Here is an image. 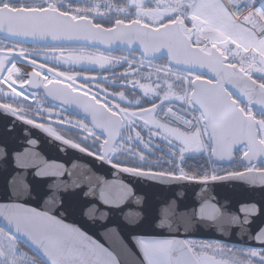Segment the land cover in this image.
<instances>
[{"label": "snow or ice", "instance_id": "obj_1", "mask_svg": "<svg viewBox=\"0 0 264 264\" xmlns=\"http://www.w3.org/2000/svg\"><path fill=\"white\" fill-rule=\"evenodd\" d=\"M132 3L137 8L136 19L127 24L124 20L117 19L113 27L104 28L101 24L93 22L91 14L95 11L94 8L62 10L63 5L59 0H39V2L33 3H29L28 0H0V30L12 37L44 38L51 36L53 40L83 38L106 43L118 40L121 43L129 44L133 40H139L143 45L144 54L159 51L160 47H168L170 58L186 65L209 67L216 73L217 82L215 84L211 81L205 82L199 75L194 78L191 76L177 77V81H184L183 94H175L172 91L173 85L168 84V91L162 97H158L161 100L160 107L164 101L174 95L177 101L191 106L190 109H187L188 111L193 113L199 111V116L193 115L191 120H182L187 127L186 131L170 128L166 123L153 120L152 123L155 127L179 140L184 145L180 148L181 153L190 147L204 148L203 136H210L213 154H217V152L221 155L230 154L231 145L239 140L247 141L248 151L244 152L246 158H251L258 152H264V79L259 83L253 79L250 74L252 66L245 67L243 57L239 61V67L236 64L225 65L224 62L227 59L226 45L230 42L237 49L234 55L239 56L241 51L250 55L258 53L261 57L260 63L264 64V26H261L258 31L256 30V18L258 17L259 21H264V5L256 8L255 0H245L243 5L240 0H167L164 4H158L157 10H145L137 0H132ZM161 8L163 11L159 10ZM232 9H235V12ZM242 9L248 10V14L242 15ZM119 11L123 12L124 9H119ZM189 17L191 27L186 26V20ZM245 25H251V28ZM194 33L197 37L195 43L191 39ZM202 33H208V35H204L203 40L200 38ZM205 41L210 44V47L207 45L201 47ZM0 51L5 50L0 49ZM11 52L12 48L6 49L7 54H11ZM19 56L27 59V50H20ZM51 56L55 57L57 61L63 59L64 63L78 64L88 61L99 64L102 68L113 62L109 57L92 56L83 52L70 53L65 59L64 50L60 49L59 55H57L55 48L52 50ZM10 62L7 55L0 57V85H7L15 97L27 99V94L24 91L25 84H35L41 73L34 70L29 74V80L19 83L20 90L18 91L14 85L19 80V76H17L19 70L14 63L12 67L6 69L7 76H4L6 64ZM127 62L131 67V61ZM30 63L34 68L36 67L35 59ZM39 67L43 68L44 65ZM256 70L264 72V67ZM48 72L53 76L64 77L68 81L66 85H63V81L56 80L54 82L45 76L44 79L48 83L44 86L49 90V95H53L49 85L55 83L56 86L63 85L65 91L75 94L70 101H66L68 103L80 104V99L89 96L87 91L83 92L82 97L80 96V89L75 86L77 77L64 72L56 73L54 69H48ZM124 75L126 76L127 73ZM14 76L16 79H13ZM233 79L242 82L237 87L247 97L246 107H241L239 101L233 98V93L222 83L224 80L231 82ZM139 87L144 90L145 95L153 92V88L149 85L140 84ZM120 96L123 98V93H120ZM253 102L261 106L259 113L261 119H256L253 114ZM80 106L84 108L85 112L92 114L95 127L102 129V134L107 133V138L100 146V151L103 154L99 156V159L106 160L119 171L132 173L136 176L151 175L154 179H159L172 175L171 172H145L139 167H122L123 161L113 162L109 155L110 152H115L112 142L116 141L118 137L123 139L122 129L127 127L129 131L132 130L134 121L129 118L137 115L141 118L151 116L156 113L157 104L153 103L151 108L141 109L139 113H129L127 109L119 108V105H115L118 111H113L106 101L102 103L93 93L89 102ZM0 107L19 116L21 120H24L29 114L14 108L9 103L2 104ZM169 114H173L171 108L165 113V117ZM98 115L100 119H97ZM177 119L181 118L177 117ZM26 122L33 124L34 119H28ZM144 123L147 125L149 121L145 120ZM36 127L50 132L57 139H62L56 135L53 129L45 127L44 124H37ZM81 127L84 126L81 125ZM193 128L195 131H192ZM86 130L90 135H96L93 130ZM159 134V132L153 133L150 129V135ZM135 138L140 139L139 131L136 132ZM132 139L133 137L129 136L126 142H131ZM165 139H168V136H165ZM63 142L72 144L74 148H80L79 144H73L70 140ZM30 143L35 142L30 141ZM80 151L83 152L86 149L80 148ZM125 151L134 155L131 149H125ZM143 158L141 154L140 159L143 160ZM252 172L253 169H247V173H230L229 176L235 179H246L251 176ZM259 174L264 176V170H259ZM180 178L190 179L183 172H181ZM204 179L207 180L208 177L205 176ZM211 179L216 180L218 177L212 176ZM123 192L127 194V189H123ZM22 194L23 189L17 187L15 189L16 197L19 198ZM101 195H104L103 190ZM245 214H247V210H245ZM0 215L8 221L9 225L15 227L17 233L22 232L27 235L38 251H42L43 256L46 257V259L34 258L28 264H119L117 258L104 245L87 236L78 228L63 224L62 221L47 212L28 209L21 204H11L0 205ZM243 223H247V221H241V224ZM0 236L3 237L0 239V264H24L18 259L20 252L16 246L17 236L11 231L6 233L2 227H0ZM256 239L264 241V229L260 231ZM136 242L143 254V259L138 258V264H227L226 261H216L212 257L198 255L193 251V242L187 240L138 238ZM251 256H257V252L251 250ZM233 264H243V262L235 261ZM260 264H264V256L261 257Z\"/></svg>", "mask_w": 264, "mask_h": 264}, {"label": "water", "instance_id": "obj_2", "mask_svg": "<svg viewBox=\"0 0 264 264\" xmlns=\"http://www.w3.org/2000/svg\"><path fill=\"white\" fill-rule=\"evenodd\" d=\"M93 22L96 23L94 19ZM101 25L111 28L115 22ZM0 38L38 46H82L107 52H137L146 60L164 59L171 67L206 75L212 79L213 84L217 82L216 73L209 67L186 65L170 58L168 47H160L159 51L144 54L139 40H133L129 44L118 40L106 43L83 38L53 40L51 36L12 37L3 30H0ZM191 39L195 43L194 34ZM205 45L210 47L206 41L201 47ZM224 62L228 65L232 61L227 57ZM233 64L239 67L238 63ZM222 83L247 104V97L237 87L241 81L233 79ZM49 89L53 95H49L44 84L39 92L43 91L48 100L64 106L71 113L85 117L96 131L103 132L95 127L92 114L85 112L80 106L87 104L88 99H80V104L68 103L66 101H70L75 94L65 91L63 85L56 86L54 83L49 85ZM2 104L5 103L0 102ZM252 107L261 111V106L255 102ZM28 119L33 118L26 116L21 120L19 116L0 107V205L21 204L28 209L47 212L63 224L78 228L104 245L119 264H138V258L143 259L136 242L138 238L213 241L230 247L264 250V241L256 239L264 229V176L259 174V170L264 168L258 167L264 160V152L246 158L244 151L239 158L244 168L214 175L218 177L216 180H212V176H206L207 180L204 177L182 179L181 175L173 173L171 176L154 179L151 175L136 176L119 171L106 160L99 159L103 154L101 151L93 153L80 146L86 149L82 152L80 148L72 147V144H65L64 140L77 143L53 126L36 120L33 124H28ZM97 119H100L99 115ZM37 124L53 129L62 139L36 127ZM210 131L209 129V133ZM103 135L107 138V133ZM207 138L212 145L210 136ZM116 141L112 142L113 148ZM244 144L248 151L246 140L233 143L230 154H213L211 150L213 162L220 166L232 164L235 152ZM111 154L112 152L109 153L110 157ZM247 169H253L249 178L235 179L229 176L230 173H247ZM142 171L168 173L151 169ZM17 187L23 189L19 198L15 195ZM123 189H127V194H124ZM241 221L247 223L241 224ZM0 227L15 234L17 240L39 259H46L27 235L17 233L15 227L9 225L2 215ZM193 251L216 261L233 264L218 249L203 250L193 245Z\"/></svg>", "mask_w": 264, "mask_h": 264}, {"label": "flooded vegetation", "instance_id": "obj_3", "mask_svg": "<svg viewBox=\"0 0 264 264\" xmlns=\"http://www.w3.org/2000/svg\"><path fill=\"white\" fill-rule=\"evenodd\" d=\"M137 2L140 3L145 10H157V5L164 4L167 2V0H137ZM108 4L111 8V12H109L107 15L103 14L102 16H99L106 22L112 24L117 19L124 21L136 19V7L132 3V0H108ZM119 9H124V11L121 12ZM159 10L163 11L162 8ZM91 17L95 19L98 16L91 14ZM189 19L190 18L186 20V25L191 26V19ZM200 37L203 38L201 35ZM9 47L12 48L11 54L6 53V49ZM54 48L57 49V55H59V50L63 49L65 59L70 53L79 54L80 52H83L92 56L109 57L113 60V62L104 65L103 68L100 67L99 64L90 63L88 61H82L78 64L71 62L64 63L63 59L57 61L55 57L51 56L52 50ZM0 49L5 50L0 51V57L7 55V59L9 61L18 60L20 62V65L16 67L19 70L17 73L19 80L17 81V84L14 85L17 87L18 91L20 90L19 83L21 81L29 80V74H31L34 70L41 73L35 84H25L24 91L27 94V100H30L29 102L22 101L11 94V90L7 85H0V102L12 104L18 109L29 113L27 117L53 126L56 130L62 132L67 138L73 140L91 152L99 153L100 146L104 143L106 136L96 131L94 126L85 117L77 116L71 113L64 106L48 100L45 97V93L43 91L39 92L40 87L43 84L45 85L48 83V81L44 79L45 76L48 77V80H53L54 82L56 80L63 81V85L68 83L64 77L53 76L48 72V69H54L56 73L64 72L77 77L75 80V86L80 89L81 97L83 92L87 91L89 96L84 98L89 100L91 95L95 93L97 98L102 103L106 101L107 104L113 108V111H118L115 105H119V108L127 109L129 113H139L141 109L151 108L153 103L158 105L156 113L152 114L151 116H145L141 118L139 115H137L136 117L129 118L130 120L134 121L132 130L129 131L127 127L122 129L123 139L119 138L116 141L114 146L115 152H112L111 154L113 162L120 160L124 162L122 165L130 167H139L141 169H157L152 163L158 162V159H165L156 158L157 155L168 154L174 157L179 156L180 158H187L193 157L195 156V153L199 154V152L202 151V148L196 149L195 147H190L181 153L180 148L184 147V145L175 138L170 139L168 137V139H165L166 135L164 132L161 129H157L152 121L155 120L159 121L160 123H166L167 125H174L165 119V109L168 106L178 107L182 105V102L177 101L173 95L169 98V100L164 101L162 107H160L161 100L158 97H162L165 92L168 91V84L173 85L172 91L175 94H183L184 81H177V77L191 76L194 78L195 76L199 75L203 78V80L211 81L213 83L210 77L206 75H200L195 72L176 69L169 66L164 59L146 60L137 52L127 53L120 50L107 52L97 48H88L82 46H38L33 44L11 42L1 38ZM20 50H27V59L19 56ZM33 59L36 60L35 68L30 63V61ZM127 61H131V67ZM233 63H238L239 65V62L232 61L231 64ZM254 63L256 67L254 68L252 66V71L250 74L252 75L253 79L259 83L262 79H264V72L257 71L256 69L259 67L257 66L256 62ZM9 64L10 63H7L5 67V77L7 76L6 69L8 68ZM40 65H44V67L40 68ZM247 66H249L248 61H245V67ZM125 73H127L126 76L124 75ZM13 79H16V76H14ZM140 84L151 86L153 88V92L145 95L144 90L139 87ZM188 90L191 91V89ZM38 92L39 95L35 100L32 101ZM120 93H123V98H121ZM233 98L239 101L241 107L247 106V104L234 93ZM252 110L256 119L262 118L259 114L260 111L253 107ZM145 120L149 121L147 125L144 123ZM81 125L84 127H81ZM86 129L93 130L96 135H90L89 131ZM150 129L153 133L159 132L160 134L150 135ZM179 130L186 131L182 127ZM137 131L140 132L139 140L135 138ZM129 136L133 137V139L131 142H126ZM203 141H209L207 136L202 137V143ZM243 146H245V144ZM242 147L235 152L234 162L223 167L222 173L244 168V166L239 162V158L241 154L247 149L246 147ZM125 149H131L134 155H130L128 151H125ZM141 154L144 157L143 160L140 159ZM258 167L264 168V160L258 165ZM5 232L7 233L6 230ZM2 238L3 237L0 236V239ZM202 242L209 245L207 241ZM21 244L22 243L20 241L16 240V246L19 251L27 254V252L22 248ZM225 249H227V251L230 249L229 257L232 258L234 262L242 261L243 264H260L261 253L256 257L251 258L248 254L243 253L238 249L234 250L233 247L229 248V246H227ZM260 251L263 252V250ZM244 254H246L248 257L244 256Z\"/></svg>", "mask_w": 264, "mask_h": 264}, {"label": "built area", "instance_id": "obj_4", "mask_svg": "<svg viewBox=\"0 0 264 264\" xmlns=\"http://www.w3.org/2000/svg\"><path fill=\"white\" fill-rule=\"evenodd\" d=\"M64 8H62L63 10H65L67 8H71L73 10L77 9V7H73V5H78L79 3L84 2V4L88 7V8H94L95 12H99V13H103V14H107L110 12V6L108 4V0H79V2H76V0H67V1H59ZM261 5H264V0H262L261 2H259L257 4V8H260ZM84 8V7H83ZM80 8V9H83ZM94 12V11H93ZM135 12H137V8L135 10ZM248 14V10L244 11L242 13V15H247ZM258 27L256 28V30L258 31L259 28L263 25L264 26V21L259 22V18H256ZM241 22H242V17H241ZM249 27H251V25H247ZM171 108L172 109V113L174 114H169L167 117H165V113L168 111V109ZM191 106L187 105V104H182L178 107H171L168 106L165 109L164 112V117L165 119H167L170 123L180 126L182 128H184L185 130H187V127L183 124L182 120L183 119H189L191 120L193 118V115L195 116H199L198 111H195V113H193L192 111H188L187 109H190ZM177 117H180L181 119H177ZM192 131H195V129L193 128ZM203 144L205 145L204 148H202L201 154H200V158L201 161H203L204 165H203V169L201 171V175H199L197 172L194 171H189L184 165H185V161H186V157L180 158L177 162V164L174 166V170L171 171L173 174H178L181 175V172H183L184 174H186L188 177L191 178H196L198 176H214L217 174H221L223 172V166H218L215 163H213L212 161V157H211V147L210 144L206 141H203ZM158 162L160 163H164L166 162L165 159H160L158 160Z\"/></svg>", "mask_w": 264, "mask_h": 264}, {"label": "trees", "instance_id": "obj_5", "mask_svg": "<svg viewBox=\"0 0 264 264\" xmlns=\"http://www.w3.org/2000/svg\"><path fill=\"white\" fill-rule=\"evenodd\" d=\"M94 21L96 23H101L103 25H110L111 23L109 22H106L103 18L101 17H97L94 19ZM204 35H208V33H202L201 36L204 37ZM19 98L20 100L22 101H25V102H29L28 100H26L25 98L23 97H17ZM194 155V154H193ZM156 158H165L166 159V162L165 163H158V162H153L152 164L157 168V169H153V170H158V171H166V172H171L174 170V166L177 164L178 160L180 159L179 156H172V155H168V154H165V155H157ZM155 158V159H156ZM203 161H201V158H200V153H195V156L193 157H187L186 161H185V167L189 170V171H194V172H197L199 175H201V171L203 169ZM153 166V167H154ZM209 243V245L213 244L214 242L213 241H207ZM217 243V242H215ZM22 245V248L27 252V256H31L32 258H38L28 247H26L25 245L21 244ZM224 246H227V245H224ZM200 249H203V250H209V249H218L219 251H221V254L224 255L225 257H229V250L227 251V249L225 248H212V247H202V246H198ZM262 256H264V250L263 252H261L260 254ZM244 256L248 257L246 254H244ZM251 258H254L252 257L251 255H249ZM256 257V256H255ZM232 261L233 259L230 258ZM234 262V261H233Z\"/></svg>", "mask_w": 264, "mask_h": 264}, {"label": "rangeland", "instance_id": "obj_6", "mask_svg": "<svg viewBox=\"0 0 264 264\" xmlns=\"http://www.w3.org/2000/svg\"><path fill=\"white\" fill-rule=\"evenodd\" d=\"M59 1H67V0H59ZM28 2L29 3H33V2H39V0H28ZM73 7H77V8H83V9H86V8H88L85 4H84V2H82V3H79L78 5H73ZM64 8V7H63ZM65 9H66V7H65ZM95 12V11H94ZM110 12H111V8H110ZM107 14H109V13H107ZM107 14H104V15H107ZM98 16V15H97ZM258 24L259 23H257V27H258ZM246 27H249V26H247V25H245ZM263 26V25H262ZM249 28H251V27H249ZM260 29V28H259ZM196 34H195V37H194V39H195V41H196ZM201 38V37H200ZM201 40H203V38H201ZM230 50V51H229ZM229 50L227 51V54H226V56L229 58V60H231V61H236V62H239L240 61V59L243 57L244 59H245V61H248V64L249 65H251V66H253L254 68L256 67V65H255V63L254 62H256L257 63V66L259 67V68H261V67H264V64H261L260 63V60H261V57L259 56V54L258 53H256V54H246V53H243L242 51H241V53H240V55L239 56H236V55H234L235 53H236V51H237V49L235 48V45H232L231 43H230V47H229ZM235 58V59H234ZM39 95V92L37 93V95L34 97V99H32V101L33 100H35L36 99V97ZM27 100V99H26ZM28 101H30V100H28ZM31 101V102H32ZM168 127H170V128H178V129H180L181 127H179V126H177V125H168ZM163 131V130H162ZM164 132V131H163ZM164 134L166 135V136H168L170 139H172V138H175L174 136H171L170 134H168V133H166V132H164ZM179 141V140H178ZM204 245H207L206 243H204V242H202V241H197L196 243H195V246H204ZM209 248L210 247H212V248H226L227 246H224L223 244H221V243H213V244H211V245H207ZM229 248H232V247H230L229 246ZM234 248V250H236V249H238L239 251H242L243 253H246V254H248V255H251V250H255L256 252H257V255L258 254H260L261 253V251L260 250H256V249H245V248H238V247H233ZM20 252V255L18 256V259L19 260H21V261H23L24 262V264H28V262H30L31 260H32V258H31V256H27V254L26 253H24V252H21V251H19Z\"/></svg>", "mask_w": 264, "mask_h": 264}, {"label": "bare ground", "instance_id": "obj_7", "mask_svg": "<svg viewBox=\"0 0 264 264\" xmlns=\"http://www.w3.org/2000/svg\"><path fill=\"white\" fill-rule=\"evenodd\" d=\"M262 0H255V7L257 6V4L259 3V2H261ZM240 3L243 5V3H245V0H240ZM257 8V7H256ZM232 11L233 12H235V9H232ZM244 11H246V10H243L242 9V13L244 12ZM190 18V17H189ZM154 19V18H153ZM190 20V19H189ZM259 22H261V21H259ZM201 35V34H200ZM229 47H230V42L228 43V45H226V49H227V51L229 50ZM222 50H224V49H222ZM227 51H226V54H227ZM230 51V50H229ZM235 59V58H234ZM15 64V67H17V66H19L20 65V62L18 61V60H14V61H11L10 62V64L8 65V67H12V64ZM242 148H245V146L244 147H242Z\"/></svg>", "mask_w": 264, "mask_h": 264}]
</instances>
